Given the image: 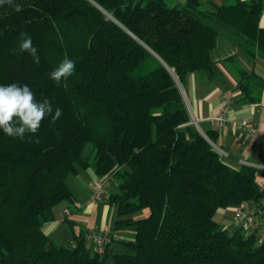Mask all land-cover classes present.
<instances>
[{"label":"trees","instance_id":"trees-1","mask_svg":"<svg viewBox=\"0 0 264 264\" xmlns=\"http://www.w3.org/2000/svg\"><path fill=\"white\" fill-rule=\"evenodd\" d=\"M204 3L0 6V85H28L37 101L51 102L53 114L62 109L55 124L46 117L24 140L0 129V264H264V236L259 242L241 228L230 233L215 219L232 206L264 209V184L257 180L264 168L229 164L213 145L217 131L199 129L182 92L193 73L218 76L212 53L221 36L250 58H264V0ZM21 32L31 36L39 64L19 50ZM65 54L76 70L57 85L49 73ZM226 60L239 78V100L261 102L264 79L237 55ZM86 169L117 182L107 197L114 231H133L112 260L111 235L97 249L86 229L73 235L75 246L58 244L44 230L56 206L77 205L69 179ZM144 209L148 216H132Z\"/></svg>","mask_w":264,"mask_h":264},{"label":"crops","instance_id":"crops-1","mask_svg":"<svg viewBox=\"0 0 264 264\" xmlns=\"http://www.w3.org/2000/svg\"><path fill=\"white\" fill-rule=\"evenodd\" d=\"M186 1L187 0H175V4L185 3ZM232 1L234 0H205L204 4L205 7H210V2H214L217 5H223L231 3ZM260 26L264 27V13L260 19ZM232 55H237L241 62L247 66V68L253 69L264 79V58L261 56H258L254 59L250 58L244 53L238 43L234 42L230 36H221L218 39L217 47L212 53V56L216 61V70L218 76L211 80L205 71L193 73L184 84L185 89L184 86H182V92L184 94V98L186 100L193 122L203 132L208 130L217 131V144L226 152L227 162L229 164L233 166H239L240 163L242 164L244 161L253 164L264 165V146H255L253 143V137L246 130L239 128L238 125L243 119L254 121L258 125L259 135L264 136V111L261 108V106L264 105V86L262 89L261 102L253 104L241 102L239 99L241 98L242 91L240 89L239 78L232 66L226 60ZM225 97L233 99L234 102L228 115L227 124L223 127H216L210 118L216 116L220 112L222 106L224 105ZM259 177H261V179ZM77 179H82L84 181L85 189H92L93 183L98 180L99 177L92 169H86L82 170L79 175L71 177L70 182L73 181L74 183V181H77ZM257 180L260 185L264 184V176L261 173H258ZM82 184L83 183L81 181V185ZM91 194L89 198L90 200ZM59 207L62 208V211H64L66 208L70 211L69 215L65 213L67 215L66 222L69 228L68 245L71 244L74 234H79L80 231H84L86 229V224H89L92 228L99 232L111 235L113 239H120L126 233L125 229L116 232L114 231L117 235H112L106 231V226L97 228L96 224H93L88 220L80 221L81 217H83L84 206L76 205L75 210H73V208L68 204L61 203L55 208L56 214L58 212L57 210H59ZM229 209L234 210V207L232 206L219 211ZM215 219L222 224H232L228 220H224L223 214L217 215ZM69 222L73 224V227L69 226ZM56 225L57 224L52 221L44 226L45 232L53 240L55 239L51 236V234H53ZM129 238L130 239L128 240H131L133 238V234H131Z\"/></svg>","mask_w":264,"mask_h":264},{"label":"clouds","instance_id":"clouds-1","mask_svg":"<svg viewBox=\"0 0 264 264\" xmlns=\"http://www.w3.org/2000/svg\"><path fill=\"white\" fill-rule=\"evenodd\" d=\"M5 4L11 6L13 0H0V6ZM15 10H21L20 6L17 5ZM18 44L21 52H27L33 58V62L39 64L38 49L33 46L30 35L21 32ZM75 70L76 62L65 54L58 66L49 73V78L60 85L61 81L66 82ZM61 115L62 109L59 107L55 108L53 114V106L47 98L37 101L28 85H19L15 82L0 85V129L8 137L24 140L26 136L31 137L38 133L46 117L51 116V123L55 124ZM35 142H39L38 138Z\"/></svg>","mask_w":264,"mask_h":264},{"label":"rangeland","instance_id":"rangeland-1","mask_svg":"<svg viewBox=\"0 0 264 264\" xmlns=\"http://www.w3.org/2000/svg\"><path fill=\"white\" fill-rule=\"evenodd\" d=\"M167 3L169 5H174L176 2H175V0H167ZM184 89H185V86H184ZM215 145L220 147L217 143ZM88 146L89 145L86 146V150H87V148H89ZM223 157H224V159L227 160V156H223ZM260 165H262V164H260ZM258 167L262 168L263 166H258ZM259 178L261 179V177H259ZM81 181L83 183L82 185H81ZM69 184H70L71 189L77 198V205L84 206L83 217H81L80 221L88 220L91 223L96 224L97 228H102V227L106 226L107 227L106 231H108V233H110L112 235H117L114 232V222L116 220V212H115V209L107 203V197L109 196V194L117 191V182L115 180H112V183L108 189V195H106L101 202L96 203V204H93L91 202V200L89 199L92 189H85L84 188L85 184H84V181L82 179H77V181H74V183H73V181L70 182V179H69ZM72 208H73V210H75L76 206H73ZM58 209L59 210H57L58 211L57 214L55 213V218H54V222L57 225L53 231V234H51V236L57 241L58 244L68 246L69 228H68V225L66 222V219H67L66 216L67 215L65 214L64 211H62L61 207H59ZM149 213L150 212L148 209H144L142 211L136 212L132 216L136 219H139V218L148 216ZM220 214L224 215V220H228L229 222L232 223L231 225H226V224L220 223L230 233H233V232H235V230L237 228H240L236 223L235 212L233 209L232 210L229 209V210L219 211L216 213L215 217L217 215H220ZM241 230L243 231L242 228H241ZM244 233L246 234V232H244ZM131 234H133V231L131 230V228L126 229L125 235L123 237H121L120 239H117L116 242L112 244V246L110 248V257H109L110 260H112L113 254L125 252V248L123 247V245L121 244L120 241L130 239L129 237Z\"/></svg>","mask_w":264,"mask_h":264},{"label":"built area","instance_id":"built-area-1","mask_svg":"<svg viewBox=\"0 0 264 264\" xmlns=\"http://www.w3.org/2000/svg\"><path fill=\"white\" fill-rule=\"evenodd\" d=\"M224 105L220 112L211 117L212 123L216 127H223L227 124L228 115L233 104V99L225 97ZM264 111V105L261 106ZM239 128L246 130L252 137L255 146H264V136L259 135L258 125L251 120L243 119L239 122ZM215 149L223 156H227L226 152L214 144ZM242 164L252 165L255 167L263 166L260 164H253L250 162H244ZM110 186V180L107 178H99L92 185L91 202H100L107 195L108 188ZM67 215L70 214L69 209L64 210ZM236 223L243 229L246 234H255L258 237V241L261 242L264 236V209H251L247 205H239L234 207ZM85 238L89 244L94 248L101 249L106 247L112 242V237L103 232H99L92 228L89 224H86ZM72 246L76 245V240H72Z\"/></svg>","mask_w":264,"mask_h":264},{"label":"water","instance_id":"water-1","mask_svg":"<svg viewBox=\"0 0 264 264\" xmlns=\"http://www.w3.org/2000/svg\"><path fill=\"white\" fill-rule=\"evenodd\" d=\"M197 123V122H196ZM200 129V128H199ZM201 130V129H200ZM202 131V130H201ZM203 132V131H202ZM213 144V143H212ZM214 145V144H213Z\"/></svg>","mask_w":264,"mask_h":264}]
</instances>
